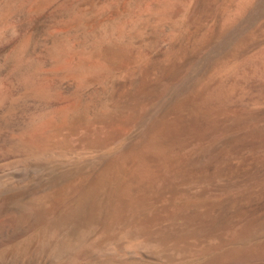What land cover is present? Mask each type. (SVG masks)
Returning a JSON list of instances; mask_svg holds the SVG:
<instances>
[{"label":"bare ground","instance_id":"bare-ground-1","mask_svg":"<svg viewBox=\"0 0 264 264\" xmlns=\"http://www.w3.org/2000/svg\"><path fill=\"white\" fill-rule=\"evenodd\" d=\"M128 7L72 14L0 91V264H264V0Z\"/></svg>","mask_w":264,"mask_h":264},{"label":"rangeland","instance_id":"rangeland-1","mask_svg":"<svg viewBox=\"0 0 264 264\" xmlns=\"http://www.w3.org/2000/svg\"><path fill=\"white\" fill-rule=\"evenodd\" d=\"M21 0V3L20 5H17V7H15V12L12 13V15H10L9 17H7V19L5 18V21L1 20L0 21V33H2L4 27L6 26H10V27H6L3 31V33L7 36H4V34H0V37L2 38L4 36L3 41L5 42H2V39L0 38L1 42V49H0V85L3 84V86L1 85L0 87V91H4V90H10L12 88H14L15 84L17 83V79H16V75L14 74V71L15 69L18 67V65L20 63H23V64H27V63H31V62H43L45 61L49 56L50 54L52 53V50L54 47H51L52 46V43H53V40L51 38V34L53 32V30H55L57 27L59 26H62L64 24H66L74 15H77L78 12H80L81 15H86L85 17H88L90 15H94L95 12H102L105 10V8L109 7V5H111V2L112 0H95L93 2H88L90 4H87L86 2L82 1V0H54L52 3L54 4H50V6L52 5V7H49L47 9H45L46 13L44 12V10L41 12V11H38L36 12L38 15L34 14V12L32 11H29L28 13V10H30V6H28V4L30 5L31 2H34L36 0ZM26 1V3H25ZM29 1V2H28ZM31 1V2H30ZM62 1V2H61ZM98 1V2H97ZM128 0V14L131 16H136V15H139L141 14L142 12H145L146 10H148V7L151 8L155 3H159L160 1L162 0H147L148 2H145L146 0ZM141 1V3H140ZM152 1V2H151ZM159 1V2H158ZM69 2V3H68ZM73 2V3H72ZM83 2V3H81ZM96 2V3H95ZM105 2V3H104ZM131 4H130V3ZM154 2V3H153ZM1 0H0V5H1ZM24 3V5H23ZM58 3V4H57ZM72 3V4H71ZM92 3L94 4L92 5ZM133 3V4H132ZM137 3V4H136ZM140 3V4H139ZM146 3V5H145ZM97 4V6H96ZM105 4V5H104ZM107 4V6H106ZM130 4V5H129ZM143 4V5H142ZM56 5V6H55ZM84 5V6H83ZM101 5V6H100ZM104 5V6H103ZM22 6V7H21ZM26 6V8H25ZM80 6V7H79ZM93 6V8H92ZM106 6V7H105ZM23 7L25 9H23ZM99 7H101V10L99 11L98 9H100ZM133 8V10L131 8ZM142 7V8H141ZM144 7V9H143ZM22 11H19V9ZM29 8V9H28ZM62 8V10H61ZM66 8V9H65ZM82 10V12L80 11V9ZM98 8V9H96ZM140 8V9H139ZM24 11H23V10ZM84 9V10H83ZM18 10V11H17ZM50 10V11H49ZM72 10V12H71ZM132 10V11H131ZM137 10H138V13H137ZM26 11V12H25ZM75 11V12H74ZM77 11V12H76ZM20 14H19V13ZM54 12V13H53ZM83 12H85L86 14H84ZM94 12V14H93ZM133 12V13H132ZM137 13V14H134ZM1 6H0V16H1ZM22 13V14H21ZM27 13L28 15L31 16H34L32 17L33 18V21H30L29 20H32V18L30 17L29 19V16L27 17ZM31 13V14H30ZM90 15H89V14ZM17 14V16H15ZM26 14V15H25ZM73 14V16H72ZM56 15V16H54ZM60 15V16H59ZM71 15V17H70ZM39 16L38 20H37V17ZM41 16V17H40ZM67 16V17H66ZM9 18V20H8ZM18 18V19H17ZM35 18H36V21H35ZM43 18V19H42ZM55 18V20H54ZM13 19V20H11ZM15 19V20H14ZM20 19H22L20 21ZM23 19H25L23 21ZM57 19V20H56ZM60 20V22H59ZM7 21L6 23V26H5V22ZM14 21V22H13ZM17 21V22H16ZM3 22V23H2ZM8 22H13V23H8ZM21 22V23H20ZM25 22V23H24ZM32 22L34 23V25L32 24ZM48 22V23H47ZM19 25H18V24ZM58 26H57V24ZM61 23V24H60ZM10 24V25H9ZM17 24V25H16ZM22 24V25H20ZM25 24V25H24ZM32 24V25H30ZM12 25V26H11ZM13 25H15L16 27H13ZM36 25V26H35ZM49 25V26H48ZM4 26V27H3ZM21 26V27H20ZM34 26L32 29L31 27ZM3 27V28H2ZM20 27V28H19ZM30 27V28H29ZM10 28V29H9ZM18 28V29H17ZM7 29L9 30L7 31ZM18 32H17V30ZM20 29H23L22 32V36L19 35L21 34L22 32L20 31ZM30 29V31H29ZM48 29V30H47ZM13 30V31H12ZM29 32H28V31ZM43 30V31H42ZM16 31V32H15ZM38 31V32H37ZM40 31V32H39ZM50 31V32H49ZM161 31V32H160ZM164 34H163V32ZM166 31L167 29L166 28H162V29H159L155 32L154 36H153V39H151L150 41V45L151 46H154V44L158 41H164L168 35V31H167V34H166ZM7 32V33H6ZM13 32V33H12ZM21 32V33H20ZM16 33V34H15ZM19 33V34H18ZM157 33V34H156ZM161 33V34H159ZM13 34H15L14 36H12ZM45 34V35H44ZM10 35V36H9ZM17 35V36H16ZM27 35V36H26ZM29 35V36H28ZM33 35V36H31ZM41 35V36H40ZM157 35V37H156ZM164 35H165V38H164ZM21 36V37H20ZM24 36V38H23ZM159 36V38H158ZM13 37V39H12ZM19 37V39L17 38ZM41 37V38H40ZM30 38V39H28ZM40 38V39H39ZM8 39H11V40H8ZM27 39V40H26ZM43 39V40H42ZM14 40V41H13ZM16 40V41H15ZM19 40V41H18ZM22 40V41H21ZM27 41V42H26ZM155 41V42H154ZM7 42L8 45H5ZM32 42V43H30ZM3 43V44H2ZM24 43H27V46L28 48L25 47L26 44ZM38 46H37V45ZM4 45V46H2ZM45 45V46H44ZM13 46V47H12ZM5 47V48H4ZM8 49H7V48ZM20 48V49H19ZM154 48V47H152ZM5 51H4V50ZM51 51V53H50ZM9 53L11 55H9ZM2 54V55H1ZM9 56H8V55ZM8 56V57H7ZM7 57V58H6ZM11 58V60H10ZM6 59V60H5ZM5 60V61H4ZM8 62V63H7ZM10 62V63H9ZM4 64V65H3ZM6 64V65H5ZM10 64V66H9ZM6 86V87H5ZM98 89V87H93L89 90V92L87 94H91L93 92H96V89ZM95 89V90H94ZM198 262V261H197ZM202 262V261H201ZM200 261L198 263L194 262L192 264H202Z\"/></svg>","mask_w":264,"mask_h":264}]
</instances>
